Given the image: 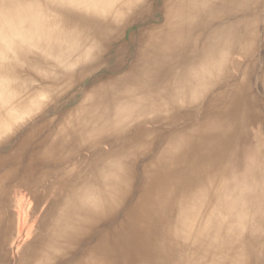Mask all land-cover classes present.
<instances>
[{"label": "bare ground", "instance_id": "6f19581e", "mask_svg": "<svg viewBox=\"0 0 264 264\" xmlns=\"http://www.w3.org/2000/svg\"><path fill=\"white\" fill-rule=\"evenodd\" d=\"M0 264H264V0H0Z\"/></svg>", "mask_w": 264, "mask_h": 264}]
</instances>
